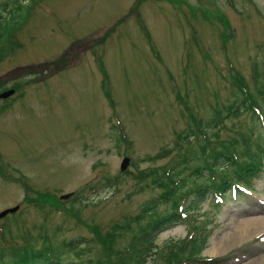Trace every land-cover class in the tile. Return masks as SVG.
I'll list each match as a JSON object with an SVG mask.
<instances>
[{
    "label": "rangeland",
    "instance_id": "rangeland-1",
    "mask_svg": "<svg viewBox=\"0 0 264 264\" xmlns=\"http://www.w3.org/2000/svg\"><path fill=\"white\" fill-rule=\"evenodd\" d=\"M16 1L30 7L0 61V91L15 90L0 99V210L18 209L0 219V249L39 244L44 235L81 240V259L99 258L86 227L104 235L157 199L151 169L161 174L180 163L188 174L195 164L189 149L196 135L202 141L198 127L214 144L254 128L250 111H228L241 99L231 86L235 76L264 115V0ZM252 186L254 197L225 194L216 208L209 197L200 204L206 242L200 260L187 264H258L264 257L257 240L264 173ZM68 192L76 199L60 200ZM35 193L52 195L50 205L27 202ZM187 225L175 223L154 243L181 240ZM134 229H120L113 246L128 243ZM163 261L152 253L145 264Z\"/></svg>",
    "mask_w": 264,
    "mask_h": 264
},
{
    "label": "trees",
    "instance_id": "trees-1",
    "mask_svg": "<svg viewBox=\"0 0 264 264\" xmlns=\"http://www.w3.org/2000/svg\"><path fill=\"white\" fill-rule=\"evenodd\" d=\"M29 7L16 0L0 2V61L13 49L15 32L25 21ZM231 86L237 87L238 92L241 91L242 94L244 92L243 99H239L238 108L250 110V107L256 104L255 99L247 91H243V87L240 88L241 83L235 77ZM231 110L237 112L239 109L231 107ZM252 116L254 128L250 127L251 130L238 134L239 139L230 137L214 144L209 138L203 141L197 138L198 147L190 148L189 152L194 154L198 163L191 167L188 174L176 172V167L168 172L163 168L161 174L154 170L146 173L150 176L151 182L160 189L157 200L162 203L163 199V203L169 204L164 211L157 210V200H154L147 202L140 214L124 223L116 224L113 231H106L104 235L95 226L86 227L99 246V258H88L84 263L78 258L81 251L75 248L71 250L75 260H67L66 253L69 252H58V249H54L55 243L51 239L41 237L39 247L24 242L18 246L11 245L0 249V264H145L149 253L163 259V264H178L182 260L198 259L207 237V233L201 228L208 220L204 215L201 218V202L211 191L221 195L235 182L249 184L252 178L258 177L257 174L263 168L264 131L257 125L253 113ZM252 135L255 137L252 138ZM51 197L52 195L48 193L42 195L35 193L33 198L28 197L27 202L51 203L52 200H49ZM180 201L185 203L184 210L187 215L184 219L177 212ZM209 205L213 206V203L210 202ZM175 221L188 224V230H192V235L188 239H170L156 245L154 240L157 233ZM132 223L135 229L131 231L128 243L115 248L112 244L113 238L122 234L120 229L124 230V227L130 229ZM1 239L4 238L0 236Z\"/></svg>",
    "mask_w": 264,
    "mask_h": 264
},
{
    "label": "water",
    "instance_id": "water-1",
    "mask_svg": "<svg viewBox=\"0 0 264 264\" xmlns=\"http://www.w3.org/2000/svg\"><path fill=\"white\" fill-rule=\"evenodd\" d=\"M12 89L10 90H7V91H4L2 93H0V98H5L7 97L8 95H10L12 93ZM127 158H123L121 163H120V169L122 170L126 164H127ZM69 194H64V195H61V198H66ZM16 209V207H12V208H9V209H5L3 211L0 212V216L4 215L6 212H12Z\"/></svg>",
    "mask_w": 264,
    "mask_h": 264
},
{
    "label": "bare ground",
    "instance_id": "bare-ground-1",
    "mask_svg": "<svg viewBox=\"0 0 264 264\" xmlns=\"http://www.w3.org/2000/svg\"><path fill=\"white\" fill-rule=\"evenodd\" d=\"M246 228H247V226L245 227L243 224L241 230L244 231ZM262 230H264V229H262ZM262 230H260V231H262ZM257 262H258V264H264V257L261 260H258Z\"/></svg>",
    "mask_w": 264,
    "mask_h": 264
}]
</instances>
